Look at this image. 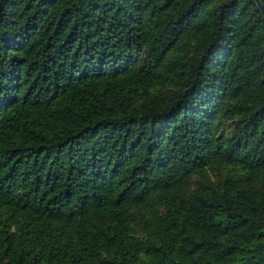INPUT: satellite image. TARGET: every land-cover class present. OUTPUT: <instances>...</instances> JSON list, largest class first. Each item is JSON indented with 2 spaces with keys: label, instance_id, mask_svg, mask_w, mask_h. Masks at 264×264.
<instances>
[{
  "label": "trees",
  "instance_id": "1",
  "mask_svg": "<svg viewBox=\"0 0 264 264\" xmlns=\"http://www.w3.org/2000/svg\"><path fill=\"white\" fill-rule=\"evenodd\" d=\"M0 264H264L255 0H0Z\"/></svg>",
  "mask_w": 264,
  "mask_h": 264
},
{
  "label": "water",
  "instance_id": "2",
  "mask_svg": "<svg viewBox=\"0 0 264 264\" xmlns=\"http://www.w3.org/2000/svg\"><path fill=\"white\" fill-rule=\"evenodd\" d=\"M255 2L257 3L261 13L263 14L264 16V4L261 2V0H255Z\"/></svg>",
  "mask_w": 264,
  "mask_h": 264
}]
</instances>
